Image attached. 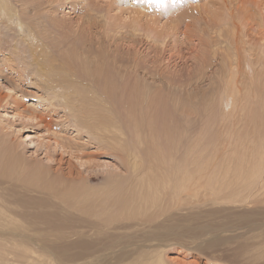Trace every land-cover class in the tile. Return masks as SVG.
<instances>
[{
    "label": "rangeland",
    "instance_id": "rangeland-1",
    "mask_svg": "<svg viewBox=\"0 0 264 264\" xmlns=\"http://www.w3.org/2000/svg\"><path fill=\"white\" fill-rule=\"evenodd\" d=\"M30 1L36 2L33 5L41 2L37 9L42 11H37L38 18L35 16L43 21L36 25L43 29L40 34L48 32L53 36L58 32L56 38L69 37V41L80 37V32L73 35L66 28L65 32L56 30L50 21L54 17L74 29L85 23L91 25L89 33L85 32L88 36H82L91 37L93 43L100 40L103 47L106 36L115 38L123 57L130 59L138 52L145 59L142 65L148 74L137 75L141 82L139 89L146 94L158 93L169 104V100H175L193 107L194 121L187 129L193 131L197 155L201 153L199 161L209 158L211 179L206 185L196 173L202 182L195 187L192 200L180 198L179 204L168 203L147 213L146 218L150 219L147 225L140 221L142 217L126 214L135 210L131 207L128 211L131 201L128 197L134 194L136 185L130 174L111 180L117 193L127 195L123 198L126 212L123 220L105 228L100 224L105 217L91 219L81 214L80 203L61 205L44 193L41 189L47 183L59 182L58 177L69 168L87 161L98 166L99 178L91 181V190H109L107 185H101L105 171L115 169L123 173L121 159L100 150L105 155L83 156L76 161L68 148H60L68 142L77 140L79 144L88 139L84 133L77 139L69 117L71 112L50 110L53 104L63 108L60 95L64 88L53 91L58 97L48 91L54 85L40 81L42 61L36 63V57L21 59V54L5 51L11 46L22 52L19 40L28 34L26 24L31 15L21 16L26 18L22 24L24 35L15 32L5 19V23L0 22V31L14 41L0 45V153L5 150L16 158L7 163L12 166L8 170L14 172L13 168H17L21 181L0 174V264H264V156L260 153H264V145L258 149L264 144V123L257 126L250 115L264 100V17H261L264 11L259 10L262 8L259 0H255L258 4L254 0H227V4L223 0H159L153 5L148 2L147 12L130 0ZM47 18L49 21L45 22ZM235 25L239 27L237 36ZM231 47L239 50L237 56ZM236 57L242 62L238 66L233 61ZM246 57H252L256 70L253 75L244 65ZM3 59L8 62L1 65ZM60 60L64 71L59 76L73 81L67 68L72 62ZM54 63L60 65L58 61ZM155 74L157 78L152 77ZM231 82L232 87L228 86ZM84 83L77 82L74 88L90 89L94 94L92 87ZM228 95L231 107L225 106ZM94 98L100 100L99 94H94ZM80 109L81 106H76L73 112ZM95 114L108 119L105 110ZM174 119L181 120V113L175 114ZM111 121L121 122L117 118ZM182 122V126L187 124L185 120ZM172 139L178 142L177 137ZM170 146L160 151L161 160L170 158L173 152ZM139 150L146 152L143 165H147L151 147L142 144ZM93 151L96 148L88 145L84 153ZM181 153L182 148H177L174 165ZM260 159H263L261 166ZM200 162L197 161L196 168L201 167ZM153 166L157 167L158 162L153 161ZM0 167H4L1 161ZM28 176L39 177L41 181L30 182ZM158 180L156 176L153 182ZM72 184L76 187L75 182ZM105 194L111 199L117 195ZM169 198L165 196L163 200ZM106 203L107 214L121 215L117 203ZM12 244L20 246L15 248Z\"/></svg>",
    "mask_w": 264,
    "mask_h": 264
},
{
    "label": "bare ground",
    "instance_id": "bare-ground-1",
    "mask_svg": "<svg viewBox=\"0 0 264 264\" xmlns=\"http://www.w3.org/2000/svg\"><path fill=\"white\" fill-rule=\"evenodd\" d=\"M130 1L141 5L142 10L145 9V5L148 2L152 5L155 4L153 0ZM223 1L227 4V0ZM30 2L29 0H0V22L2 24L5 23V19L7 22H11V25H13L15 32L17 33L23 35L26 33L22 27L23 21L26 18L24 17L23 19L21 16L31 15L29 16V24H26L28 26V34H25V39L19 40V48L22 52L17 51L16 47L14 49L11 46H8V48L5 47V51L21 54V59H33L36 57V60H38L36 63L42 61V63H39L41 64V69H43L42 80L40 81L42 82L46 80L49 85H54L53 89L47 88L52 94H54L53 91L55 89L60 91L59 89L64 88L63 94L60 95V98L64 100L63 108H56L54 106L55 104H53V106L49 104L51 106L50 110H54L53 113L57 112L55 109L61 110L62 113L64 109L71 112L69 117L72 119L71 122L75 128L76 135H78L77 139H81V135L84 133L88 140L79 144L76 142L77 140L74 142H68L65 146L61 145V149L66 150L68 148V150H70L69 155L74 157V160L76 159V161L80 160L83 156H87L89 158L101 157L102 155H105V153L111 155L112 157L119 156L121 159L119 165L123 168V173L117 172L115 169H111L107 172L105 171L106 176L104 177L101 185H107L109 190L108 188L106 190H102V188H97L96 191L91 190V181L98 180L99 176L97 175L98 166L92 164L90 161H87V163L80 162V164H75L76 166H71L72 168H69L68 172L66 171V174L58 177L60 178L59 182H49L43 186V188L40 186L42 188L40 189L44 193L50 194L54 199L58 200L61 205H75L76 203H80L81 214L88 215L91 219H94V217L95 219H98L100 216L101 218L105 217V219L103 218V220L100 221V224H102L101 226L103 227H109L111 224L123 220L122 215L126 212L124 211L126 208L123 203L125 199L123 198L127 197V195L123 193L119 194L113 189V183L111 182V180L113 181L112 178L123 177L128 174L133 176L136 181V185L135 189L132 191L134 194L131 193L128 197L131 199L128 211H130L131 207H134L135 210L132 213L127 212L126 214L135 216L137 219L142 217L140 221L146 225L147 222H150V219L146 218L147 213L159 210L162 207L164 208L168 203L179 204L178 201L180 198H187L191 201L195 187L202 182L201 178L196 177V173L202 176L203 182L206 185L209 184L211 179L208 163L209 158L208 161L205 159L206 161L200 162L201 158L199 155L201 153L197 155V143L195 142L193 131L187 129L194 121L193 107L191 105H185L184 103L180 105L178 104L179 102H174L175 100H169L171 103L169 104L166 98L160 96L158 93L154 92L153 94L150 92L149 94H146L141 91L139 89L141 82L139 83V80H137V75H148L145 73V69L142 65L145 59L143 60V57L138 52L134 53L130 59L129 57H123V55L121 56L119 54L121 49H119L117 41H115V38L113 37L107 38L110 36H106L105 40L107 41H105L106 44H104V47L102 46L103 42L99 43L100 40L99 42L93 43V39L91 37L86 39L85 35L87 34H85V32L89 33L91 30V25L89 24L85 23V25L83 24V26L74 29L73 26L70 28V26H66L65 22L59 21L52 16L53 18L50 21L51 24L55 26L56 30L60 31L63 28H66L67 30H65L68 31V33L74 32L78 34L80 32L78 34L80 37H76L75 40L71 39V41H69L67 40L69 37L56 38L55 36L58 32H53V36H50L48 32L40 34L39 30L43 29L37 28L38 26L36 27V25L41 22L38 21L36 17L38 18L37 15L40 14L38 12L42 11L37 9H40L41 2L40 4L38 3L40 7H38L39 5H33L36 2ZM253 2L255 4L260 2L259 6L262 5V8L258 9H263L264 11V0H259V2L257 1L258 3H256L255 0ZM43 5H45V3ZM142 10L140 13H144ZM43 11L46 12V10ZM145 11L147 12L148 9H145ZM248 13H251V11L248 10ZM250 15L251 14H249V17H251ZM231 16L232 15L230 14L229 17ZM246 16L248 18V15ZM262 16L264 17V15L261 14V17ZM46 17L47 16H42V18ZM40 18L41 17L39 15V19ZM46 20H48V18L45 19V22ZM26 21L28 22V20ZM233 28L236 29L237 32L235 33V36H237L239 34V27L235 25ZM62 32L60 35H62ZM82 34L85 35L82 36ZM0 35L4 36V38L0 39V45L1 43H12L14 41L13 37L10 38L1 31ZM102 41H104V39ZM23 43H25L24 46L21 45ZM87 47L88 50H85ZM51 48L53 51H51ZM233 50L234 54L237 56L239 50L235 47ZM63 52L64 55L62 54ZM126 54L128 55V53ZM126 54L125 56H127ZM24 55H27V57ZM55 58L56 60H54ZM59 58L65 60V62H72L67 65V68H69L73 81L59 76V73L64 71V65ZM85 59H92V61L88 62ZM251 59L252 57H246L244 65L247 67L248 71H250V74L253 75L256 70L254 72ZM4 60L6 59L2 60L1 65L8 62ZM7 60L10 59L8 58ZM53 60L58 61L60 65L54 63ZM233 61L237 66L242 63L241 59L237 57ZM255 65H257V62H255ZM54 76H57V79H55ZM152 77L155 78L156 74ZM77 82L81 84L85 82L84 84L86 86H91L94 94H99L100 100L99 98H97L98 100L94 98V94L90 89L83 88L84 91L78 90L77 88L75 89V83ZM232 84L233 83L231 82L228 86L232 87ZM55 96L58 97L59 95L54 94V97ZM245 98L247 99V96H245ZM228 100L231 101L229 95L227 98L225 97V106L231 107ZM259 101H261V99ZM75 104L77 107L81 106V109L78 110V112H73L76 107ZM46 109L44 111H50ZM99 110H105L108 119L104 116L101 117V115L98 116V114H95ZM180 113L181 120L176 119L175 122V114L178 115ZM250 115L253 118L254 124L257 126H261V124L264 123V100L257 104V107L250 112ZM121 116L124 117L120 118ZM114 118L121 120V122L111 121V119ZM182 120H185L187 123L185 126H182ZM174 122L175 124L171 125ZM129 123H132L131 126ZM70 124L71 123L69 121L68 125ZM141 135H146V138L143 137L142 139ZM127 136H129L128 141L126 140ZM173 137H177L178 142H175L172 139ZM161 140L164 141V144L163 141L160 142ZM142 144H147L152 149L150 151L152 154L146 156V158L148 157L147 159H150L147 165H143L146 152L139 150V147ZM169 144L171 145L170 147H173V152L167 161L161 160L159 153ZM88 145H92L96 148V151L85 154L84 151ZM263 145L264 144H260L258 149ZM177 148H182V153L176 160L177 165H174L173 162L175 160V152ZM100 150H105V153L101 154L99 152ZM260 153L264 156L263 152ZM15 159L8 153V151L4 150L0 153V161L4 165V167H0V174L3 175L4 178L5 176L14 178L20 177V173L17 168H13L14 172L8 170L11 169L12 166L7 165V163L14 162ZM17 160L19 161L18 158ZM153 161L158 162L157 167L153 166ZM197 161L200 162V168H196ZM262 164L263 159H260V166ZM115 165L117 166V164ZM35 174H37V172ZM156 176L159 177V180L155 183L153 181ZM27 178L30 182H35L36 179V182L41 181L39 180V177L37 178L35 176H28ZM28 180L26 179V182ZM81 181H83V183ZM73 182H75L76 187L72 184ZM243 189H245L244 186ZM105 192L117 195L114 199H111L106 196ZM165 196H169L170 198L165 201L163 200ZM106 202L117 203L116 208L120 212L122 211L119 213L121 215L115 217L107 214L109 209L107 208ZM125 220L130 221L131 218H125ZM10 246H14L16 248L20 245L12 244Z\"/></svg>",
    "mask_w": 264,
    "mask_h": 264
},
{
    "label": "snow or ice",
    "instance_id": "snow-or-ice-1",
    "mask_svg": "<svg viewBox=\"0 0 264 264\" xmlns=\"http://www.w3.org/2000/svg\"><path fill=\"white\" fill-rule=\"evenodd\" d=\"M154 2H157V3H159V0H154Z\"/></svg>",
    "mask_w": 264,
    "mask_h": 264
}]
</instances>
